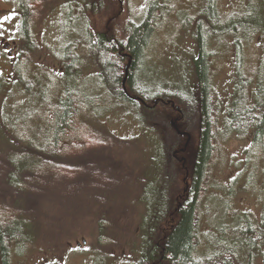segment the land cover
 Segmentation results:
<instances>
[{"label":"rangeland","instance_id":"rangeland-1","mask_svg":"<svg viewBox=\"0 0 264 264\" xmlns=\"http://www.w3.org/2000/svg\"><path fill=\"white\" fill-rule=\"evenodd\" d=\"M248 1L213 2L220 18L239 14L247 20L255 17L264 20V0H252L250 5ZM16 2L0 0V39L5 38L10 42L9 47L15 48L9 56L8 48L4 49L0 43V121L10 125L14 133L34 139L38 130L43 129L36 108L39 105L44 109V106L37 96L27 94L25 85H30L33 92L32 80L39 89L53 83L52 103L57 102L67 86L77 89L80 83L86 88L89 83L88 88L93 90L96 81L88 74L98 73L97 57L81 55L80 72L84 76L78 79L79 73L74 81L64 83V45L74 43L76 50L83 53L86 29L98 33L106 28L108 20H112L111 30L122 36L127 24L143 20L148 0H33L36 2L33 8L39 11L29 27L30 43L21 32L22 16ZM202 2L171 0L173 14L165 18V29L156 34L146 53L147 77L139 76L150 96L148 105L145 103L147 107L141 105L143 114L132 107L127 108L130 113H124L123 109L112 112L106 94L99 92L95 118L88 119L87 124L98 135L90 133L83 145L86 148L79 146L72 158L55 162L53 168L44 167L38 178L30 177L25 192L17 195L31 240L20 257L22 264H136L141 253L155 244L163 226L168 227L165 224L175 218V207L185 196L192 197L190 155L201 130V102L193 67L196 42L192 31L182 29L180 24L186 17L202 19L198 14ZM69 9L68 20L70 24L73 22L74 35L72 32L68 35L67 25L64 28L63 23ZM211 30H215L214 26H210ZM217 32L213 35L217 36ZM232 38L228 34L207 42L209 52L213 53L211 100L218 138L213 139L209 178L203 181L208 187L199 196L202 253L214 250L221 239L219 227L226 219L228 196L235 210L248 209L255 214L260 211L257 197L264 200V192L258 190L264 183L260 170H255L253 175L246 163L245 149L250 146L251 131L241 134L225 131L227 106L237 97L236 92L233 95L238 77L234 71ZM243 45L247 63L244 78L248 79L243 89L245 97H249L250 104L247 101L246 104L253 106L264 58V32L255 31ZM24 49L26 70L33 76L25 83H18L14 63ZM170 103L173 108L168 106ZM182 130L186 135L178 133ZM17 139L2 131V159L14 145H22ZM186 140L189 150L186 148L184 153L181 149ZM165 205L167 216L162 212ZM252 259L251 264H262L259 255Z\"/></svg>","mask_w":264,"mask_h":264},{"label":"trees","instance_id":"trees-1","mask_svg":"<svg viewBox=\"0 0 264 264\" xmlns=\"http://www.w3.org/2000/svg\"><path fill=\"white\" fill-rule=\"evenodd\" d=\"M213 1L203 0L199 7L201 9L198 11L202 19H197L196 16L186 17L180 24L182 29L192 31L196 42L197 51L193 58V67L201 102V130L198 142L196 144L195 141L193 144L190 155L193 174L192 197L185 196L175 207V218L165 224H168V227L163 226L164 229L158 235L155 244L141 253L136 264H251L254 255H259L261 263L264 264V200L257 195L260 201L258 214L248 209L235 210L228 196L225 202L226 219H223L222 226L220 224L219 227L221 239L217 241L214 250L202 253L204 249L201 246L199 232L201 222L199 196L208 187V185H203V181L209 178L214 156L213 139L218 138L211 100L210 61L213 53L209 52L207 42L211 39H219V36L224 37L228 34L233 36L234 71L238 77L233 93L235 95L236 92L237 97L226 109L225 131L228 134L251 131H249L252 137L250 146L245 149L247 168L252 171V174L259 169L264 181V58L258 72L259 90L256 93V103L259 106L252 104L254 108L246 104L243 89L248 81L244 78L247 63L243 44L251 39L255 31L264 32V20L258 17L247 20L241 18L239 14L220 18L215 11ZM33 3L36 2L17 0L15 3L21 11V32L27 43L31 42L29 27L39 11L37 7L33 8ZM251 3L252 0H249L248 5ZM173 9L171 0H148L143 20L140 23L127 24L123 37L111 30L109 25L112 20H108L106 28L98 33L92 34L86 29V35L82 41L83 53L76 50L74 43L64 45L62 58L65 75L62 76V81L69 84L79 73L78 79L84 76L80 72V57L87 53L93 58L97 57L99 63L98 73L88 74L94 77L96 86L93 90L88 88L89 83L86 88L80 83L77 89L67 86L66 90L61 91L57 102L52 103L54 101H50L53 100L51 96L54 94L53 83L52 86H47V83V87L39 89L37 82L32 80L33 88H35L33 92L30 85H25L27 94L37 96L44 106V109L39 105L36 108L40 111L43 129L38 130L34 139L14 133L10 125H5L4 121H0V134L6 130L18 138L17 141L22 144L21 146L14 145L12 150L7 151V157L3 159L0 150V264H22L19 261L20 257L31 244L27 222L22 217L23 207L17 195L25 192L27 184L31 181L30 177L32 180L38 178L40 173L43 174L44 167L53 168L55 162H62L61 159L67 157L72 158L71 154L79 146H85V141L91 137L90 133L96 135L97 131L87 124L88 119H92L95 115L94 107L99 103V92L106 94L107 102L113 106L112 112L123 109L124 113H130L127 108L132 107L143 114L142 111L145 110L142 106L145 103L148 105L150 96L147 95L149 92L147 86L139 81V76L147 77L144 71L149 61L147 50L156 34L165 29L163 28L165 18L173 14ZM70 11L71 9L67 11L66 20L63 22L64 28L65 24L67 25L68 35L73 31V22L70 24L68 20L71 15ZM210 26H214L215 30L209 32ZM216 30H218L217 36L213 35ZM72 35H74L73 32ZM128 62V73L123 85L124 68ZM27 64V54L24 49L14 63V73L18 83H25L28 79L30 80V76H33V73L27 72ZM34 80H36L35 77ZM64 83L61 84L62 87ZM61 88L56 94L62 90ZM11 105H9V110H11ZM186 148L189 150V146ZM258 190L264 192V183L258 187ZM164 207L162 212L167 216L169 211H166V205ZM163 220L165 221L166 217ZM242 259L243 262H241Z\"/></svg>","mask_w":264,"mask_h":264},{"label":"water","instance_id":"water-1","mask_svg":"<svg viewBox=\"0 0 264 264\" xmlns=\"http://www.w3.org/2000/svg\"><path fill=\"white\" fill-rule=\"evenodd\" d=\"M128 65H129V62L128 64L125 66V78L123 79L122 83L124 85V82H125V79H126V76H127V73H128Z\"/></svg>","mask_w":264,"mask_h":264},{"label":"bare ground","instance_id":"bare-ground-1","mask_svg":"<svg viewBox=\"0 0 264 264\" xmlns=\"http://www.w3.org/2000/svg\"><path fill=\"white\" fill-rule=\"evenodd\" d=\"M214 6V5H213ZM202 34V33H201ZM121 42V41H120ZM120 48V47H119ZM197 51V50H196ZM124 58V57H123ZM128 81V80H127ZM123 94V93H122ZM246 96V95H245ZM254 98V97H253ZM233 103V102H232ZM199 119V118H198ZM199 125V124H198ZM200 126V125H199ZM195 135V134H194ZM194 138H195V136H194ZM249 159V158H248ZM188 175H190L189 174V172H188ZM189 178V177H188ZM183 185V184H182ZM171 201V200H170ZM162 207V206H161Z\"/></svg>","mask_w":264,"mask_h":264},{"label":"flooded vegetation","instance_id":"flooded-vegetation-1","mask_svg":"<svg viewBox=\"0 0 264 264\" xmlns=\"http://www.w3.org/2000/svg\"><path fill=\"white\" fill-rule=\"evenodd\" d=\"M248 100H249V97L246 98V101H247L248 103H250ZM255 103H256V100L253 102V104L256 105ZM174 156H175V155H174Z\"/></svg>","mask_w":264,"mask_h":264}]
</instances>
